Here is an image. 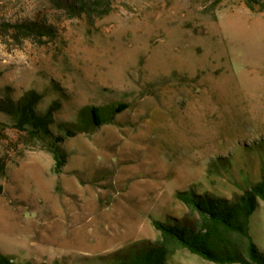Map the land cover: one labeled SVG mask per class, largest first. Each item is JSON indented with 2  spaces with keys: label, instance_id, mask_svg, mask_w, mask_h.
Returning <instances> with one entry per match:
<instances>
[{
  "label": "rangeland",
  "instance_id": "1",
  "mask_svg": "<svg viewBox=\"0 0 264 264\" xmlns=\"http://www.w3.org/2000/svg\"><path fill=\"white\" fill-rule=\"evenodd\" d=\"M48 1L0 0V92L38 91L56 123L119 110L64 139L60 173L0 113L1 252L17 264H117L115 253L159 239L153 219L193 215L177 192L232 198L261 176L264 11L244 0H110L109 14L89 19ZM30 21L52 35L16 36L14 24ZM251 234L264 254V202ZM173 263L215 264L184 248Z\"/></svg>",
  "mask_w": 264,
  "mask_h": 264
},
{
  "label": "trees",
  "instance_id": "2",
  "mask_svg": "<svg viewBox=\"0 0 264 264\" xmlns=\"http://www.w3.org/2000/svg\"><path fill=\"white\" fill-rule=\"evenodd\" d=\"M55 8L69 17L85 15L89 19L101 18L110 13V0H49ZM252 11H264V0H244ZM16 36L37 37L52 35L50 27L40 21L14 24ZM42 94L29 90L20 97L0 92V113L8 115L16 129L27 140L40 143L53 154L55 170L60 173L66 164V154L60 144L64 139L81 132H90L113 122L117 108L90 107L81 113L76 123H56L54 106L41 108ZM2 124V123H0ZM58 130V132L55 131ZM256 148L264 150L263 143ZM232 163L226 161L223 166ZM6 163L0 159V178L5 174ZM219 172V170H215ZM3 187L0 184V193ZM242 193L224 197L185 190L177 192L193 215L153 219L160 233L156 241L133 243L114 254L117 264H176L173 257L180 249H187L215 264H264V254L251 234V219L261 202H264V167L261 176L250 179L242 186ZM0 264H17L12 257L0 251Z\"/></svg>",
  "mask_w": 264,
  "mask_h": 264
}]
</instances>
